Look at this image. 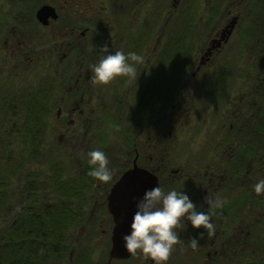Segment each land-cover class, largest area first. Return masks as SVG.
I'll list each match as a JSON object with an SVG mask.
<instances>
[{
  "label": "flooded vegetation",
  "instance_id": "flooded-vegetation-1",
  "mask_svg": "<svg viewBox=\"0 0 264 264\" xmlns=\"http://www.w3.org/2000/svg\"><path fill=\"white\" fill-rule=\"evenodd\" d=\"M66 1L68 0L61 3L52 0H5L0 3V38H2L3 46L0 60H6V65L10 64L14 68L22 67L31 70L36 60L35 38L68 39L66 42H60L54 52L58 54L61 51L57 57L58 62L66 58V62L61 66L60 75L58 74V77L54 79H44L41 86L39 85V88L37 86L31 92L34 100L37 99L34 95L40 96V99H37L40 107L33 109V114L45 118L53 112L54 116L60 119V139L67 144L73 142L83 147L84 142L87 141V131L94 130L92 126L94 119L101 116L103 109L115 111L117 103H128L129 110L134 113L135 119H138V126H135L136 132L133 137L129 134L124 136L126 144L124 155L119 158L113 156L115 170L112 180L102 184L106 191L102 194L103 201L100 203L103 205L105 215L101 219L107 220L106 225L109 230L106 256L102 255L98 260H92L91 255L77 248L75 258L70 264H155L150 259L145 260L142 256L134 257L130 253L125 258H112L108 255L113 221L106 208V197L119 177L134 167L150 173L155 179L156 187L163 188L165 192L176 190L187 194L199 211H209L204 202L206 196L213 199L219 197L226 201L224 207L215 210L217 214L212 217V223L216 226L215 234L211 237L205 234L199 240L197 250L190 247V238H198L199 233L204 230L193 229L190 221L187 222L186 230H177L181 243L174 246L167 264L168 262L172 264H261L264 258V208L258 221L255 220L254 215L257 206L264 205V194L257 195L254 191H250L251 194H249L248 190L254 188L250 182L255 180L253 177L252 180L244 179L245 167H248L249 159L245 160L243 156L244 144L241 134L246 116L252 119V126L260 129L256 125L260 123L259 115L261 114V105L258 100L264 95V52L256 55L258 70H255L256 74L248 90V93L256 94V99L249 101L242 89L236 90L234 99V95H231L229 91L233 84L229 85L231 81L228 79L225 64L213 61L202 62V57L199 58L198 63H161L159 57L163 49H160V46L150 49V52L148 49V38H160L161 35H148L143 27L135 30L134 33L124 29L125 33L121 35V25L113 24L108 12L110 10L143 11L148 8V5L158 7L157 0ZM240 3L241 0H231V4L234 5L231 9L238 10L237 6ZM46 6L53 9L55 17L47 16L38 19L37 10ZM244 6L242 5L241 13ZM231 9L225 11L223 23L218 30L213 31L209 28L208 39L202 42L203 53L206 56L217 51L216 47H220L224 42L223 37L219 38L221 31L231 22L232 28L236 24L238 14L231 15ZM128 21L130 22L129 19ZM252 21L256 23V33L253 35L250 31L251 34L247 36L242 34L241 38H264V18ZM176 30L178 34L168 37L173 38L175 47L178 46L180 38L179 24ZM112 32L114 34H111ZM229 37L230 34L226 38ZM79 38L81 41L82 38H91L92 44L96 38H112L113 44L117 39L121 42L124 38L123 44H127L123 51L125 55L134 52L144 57L143 63L129 60V63L135 67L137 80L119 77L107 86L94 84L91 66L99 63L97 61L99 56L95 51H92L90 55L85 53L84 43H79ZM219 39L221 43L217 45ZM74 44L77 47L81 44V51L75 54L76 57L73 55L77 58V62L72 73L71 67L75 58L69 59L68 54ZM97 44L99 45V41ZM52 52L51 48L47 51L50 55ZM154 54L158 62H151ZM181 68L189 69L191 77H195L193 81H188L187 78L179 79L182 75L179 72ZM68 70L71 74L67 73ZM196 85L200 91L199 97L202 99L199 103L200 105L204 103L203 112L211 116L210 118L216 119L217 131L220 134H223L222 131L225 128L224 136L220 138V141L211 144L209 149L204 148L205 159L186 160L185 163H180L175 161L170 152L175 149L172 142H164V136L167 135L166 129L174 121L169 122L167 116L164 119L162 105L164 101L172 99L173 104L169 109L172 115L186 114L187 110L192 108ZM154 102L156 105L149 107V103ZM149 118H152L150 122L157 124L156 139H159V142L149 141L148 136L143 134ZM173 130L172 128L171 132ZM232 134L236 138L234 145L231 144ZM82 150L84 152L88 149L83 147ZM88 159L85 161L86 165H88ZM244 182L247 186L246 190H244ZM95 189L100 190L101 187L95 184ZM251 205L253 207H250ZM95 218L93 216L88 218L91 229L94 226L100 227L98 219L95 220ZM104 231L105 229H100L101 233ZM85 241L87 243L89 239ZM72 251L73 249L70 255ZM104 257L105 259H102Z\"/></svg>",
  "mask_w": 264,
  "mask_h": 264
},
{
  "label": "rangeland",
  "instance_id": "rangeland-1",
  "mask_svg": "<svg viewBox=\"0 0 264 264\" xmlns=\"http://www.w3.org/2000/svg\"><path fill=\"white\" fill-rule=\"evenodd\" d=\"M3 1L5 0H0V3ZM52 1L59 3L62 1L65 2V0ZM69 1L70 0L66 2ZM157 1L159 3L158 7H150V5H148V8L143 11L110 10L108 12L112 17L113 24L121 25V35L125 33L123 32L124 29L127 32L131 31L134 33L135 30L137 31L141 29V27H143L145 33L148 35H161L160 38H148L149 52L150 49L160 46V49H163V53L159 57L160 62L173 63L174 60H177L178 51L177 47L173 44V38L168 37L176 33L178 34L176 28L179 24L181 29V23L185 22L183 17L186 16L188 10V14L193 18L195 17V19L190 22L191 25L187 27L188 34L184 36V43L191 46L190 62L198 63L199 58L202 57V62L213 61L215 63L225 64L228 71V79L231 81L229 85L233 84V86H230L229 91L231 95H234V99L236 98V90L240 91L241 89L249 101L252 102V100L256 99V94L248 93V90L249 86L252 85L251 80L256 74L255 70H258L256 55L260 52H264V38L249 39L241 38V36L242 34L247 36L251 34V32L253 35L256 33V23H253L252 20L258 21L264 18V3L262 2L260 4L261 0H241L240 5L237 6L238 10L231 9L234 7V5L231 4V0ZM244 4L246 5L244 6ZM259 4L260 8L257 9V13H251L252 10L249 9L253 7L255 9ZM242 5L244 8L241 13ZM211 7H216L218 10L215 15L213 11H211ZM228 9H231V15L238 14L237 22L229 33L230 37L226 38L227 40L225 39L220 47H216L217 51L206 56L203 53L204 49L202 46L204 44L202 42L208 39L207 35L210 30L209 28L216 31L221 27L225 11ZM196 16H202L203 19L208 18L207 20L211 19L208 25L209 27L204 26L206 19L204 21L198 20ZM159 19L161 20L158 21ZM193 23L196 24L195 27ZM111 34H114V32ZM1 39L2 38H0V58L2 57L1 53L3 47ZM90 39L91 38H82L81 41V38H79L78 41L81 44L82 42L84 43L85 53L89 55L92 51L98 53V62L106 55V53L101 51L105 45L109 48V53L107 54H114L115 51H124L127 45L123 44L124 38H122L121 42L120 39H117L116 42H114L115 44H113L112 38H96L94 39V44L91 43ZM67 40V38H35L36 60L31 70L22 67L14 68V66H10V64L6 65V60H0V181L2 182V184L0 183V193L2 192L4 183L6 181L9 183V191L7 190V197L4 199V202L8 203L7 210L3 208L4 202L0 201V229L10 217L20 211V199L22 198L20 194H24L23 176L33 174L39 187H46L47 189V191L40 190L39 194L46 193L49 196V194L58 193V190H54L52 186L50 188V184L47 185L48 182L50 183L49 178L52 175V170L58 169L60 173L58 177L60 180H64L68 177L75 179L76 175H78L77 177L81 180L82 177L79 175L86 172L87 174L84 176L83 180L85 184L87 182L89 190L86 189L87 192H85L83 196V221L80 226L70 231L69 241L73 251L71 255L69 253V259L71 260V258L74 257V251L77 248L83 249L86 254L92 257L98 256L99 259L102 255L106 256L105 252L108 248L107 239L109 230L106 225L107 220L105 219V221H103L101 219V217L104 218L105 215L103 205H100L103 201L102 194H104L106 190L102 187V182L88 175L89 171L92 169L89 164L86 166L85 161L88 159V153L90 151H103L109 158L110 170L114 172L115 160L113 156L119 158L124 155L126 147L124 136L129 134L130 137H133L136 132L135 126H138V119H135L134 113L129 110L130 105L128 103H117L115 111H104L103 109L101 116L94 119V123H92L94 130L91 129L87 131V141L84 142L86 146L83 144V147H87L88 150L83 152V147L79 144L73 142L67 144L64 140L60 139V119L56 118L53 112L45 118H41L40 115H34L33 113L27 115L28 112L23 109L21 101L25 100L24 98L26 95L35 90L37 86L39 88V85L44 79H54L58 77V74L60 75L61 66L66 62V58L58 62L57 57L60 55L61 51L58 54L54 52L57 50L56 48L60 42H66ZM98 41L99 45L97 44ZM81 44L79 47L75 44L73 45V49L70 54H68L70 55L69 59H74L76 57L75 54L81 51ZM117 45L118 49L115 50ZM49 48L53 50L52 56L47 53ZM259 49L261 51L258 52ZM73 55L75 57H73ZM154 61L158 62L155 54L152 55L151 62ZM76 62L77 58L74 59V63L72 64V73ZM188 70L187 68L184 69V72L179 78L180 80L187 78L188 81H193L195 77H191ZM71 71L68 70L67 73L71 74ZM195 89V97L192 98V108L188 109L186 114L172 115V112L169 111L173 104L172 99L165 101L167 105H162L165 113L164 119H166L167 116L169 122L171 120L174 121V123H170L169 125L172 127L168 126L166 129L167 135L164 136V142H172L175 149L170 152L173 154L175 161L180 163H185L186 160L205 159L204 156L206 153L204 148L209 149L211 144H214L215 141H220V138L224 136L225 128H223V134H220L217 131L218 125L216 124V119L214 117L210 118L211 116L203 112L204 103L202 102V105L199 103L202 99L199 97L200 91L197 85ZM4 100L5 103L12 100L10 103L11 108L4 109ZM258 101L261 105V114L259 115L260 124L258 127L261 126V129H257L254 125L252 126V119L250 116H246L247 119L244 121L243 133L241 134V140L244 144L243 156L245 160L249 159L248 167H245L244 179L245 181L247 178L251 180L254 178L255 180H252L250 185H255L259 180L264 179V95L262 97L260 96ZM149 105V107H151V105H156V103H149ZM12 109H14L13 114ZM168 111L169 113L166 114ZM26 115L27 119L29 116L32 118L37 116L39 119L37 122L44 124L43 131H41L40 134H33L23 146V132L21 131V126L24 123L23 118ZM151 120L152 118L147 119L148 124H146L147 127L143 131V134L148 136L149 141L159 142V139H156L157 124L156 122H150ZM28 122L29 120L27 123ZM228 122H230V119H228ZM28 125L30 127L32 126L30 123ZM172 128L174 130L171 132ZM32 132H34V130ZM232 136L233 139L231 144L234 145V143H236V138L234 134H232ZM112 150L115 151L112 152ZM170 157L172 158V156ZM86 169L89 171L87 172ZM94 183L97 184V187H101V189H95ZM246 187V183L244 182V190H246ZM248 191L249 194H251L250 191H254V188ZM11 197H13V199ZM246 206L249 207V205ZM250 207L253 206L251 205ZM262 208H264V205H259L255 210L254 218L256 221L261 217ZM249 212L251 213V211ZM91 216H93V218L96 217L95 220L98 219L100 227L94 226L92 229L89 228L88 218ZM101 228L105 229L102 233L100 232ZM86 239H89L87 243H85ZM102 259H105V257ZM184 260L186 261V259ZM71 261L66 262L62 260L59 264H70ZM168 264L172 263L168 262ZM261 264H264V258Z\"/></svg>",
  "mask_w": 264,
  "mask_h": 264
},
{
  "label": "trees",
  "instance_id": "trees-1",
  "mask_svg": "<svg viewBox=\"0 0 264 264\" xmlns=\"http://www.w3.org/2000/svg\"><path fill=\"white\" fill-rule=\"evenodd\" d=\"M262 2L264 3V0H261L260 4ZM260 4L255 9H249L252 10L251 13H257ZM211 11H213L214 15L216 11L218 12L216 7H212ZM183 18L185 22L181 23L180 38L177 46L178 55L177 60L174 61L180 64H187L191 61V46L184 43V36L188 34L187 27L191 25L190 22L195 17L193 18L188 14L187 10L186 16ZM196 19L203 21L206 19L204 26L209 27L211 19H203L202 16H196ZM195 25L193 23L194 27ZM184 69H180V74L184 72ZM34 97L40 99V96L34 95ZM24 99L20 101L23 109L28 112L27 115L32 114L33 109H39V101L37 99L34 100L31 93L27 94ZM11 101H7L8 103H5V100L3 101L4 109L11 108ZM163 104L167 105L165 101ZM13 113L14 109H12ZM27 115L24 116V123L21 126L23 146L33 134H40L43 131L44 124L37 122L39 120L37 116L34 117L35 119L30 116L27 119ZM28 120L29 122L27 123ZM29 123L32 125L31 127L28 125ZM259 124L256 126L258 127ZM259 128L261 129V126ZM33 130L34 132H32ZM86 171L88 172L89 170L86 169ZM58 174H60L58 169L52 170V175L49 178L50 183L48 182L47 185L50 184V188L52 186L54 190H58V193L49 194V196L46 193L39 194L40 190L47 191V189L46 187H39L33 174H30L31 176L22 175L24 194H20L22 196L20 199V211L10 217L0 229V264H59L62 260L70 262L75 258L76 249L74 257L71 260L68 258L72 250L69 237L70 231L80 226L83 221V196L89 190V186L87 182L85 184L83 178L87 173L84 172L79 175L82 177L81 180L77 177L78 175H76L75 179L68 177L60 180ZM0 183L2 184L1 181ZM8 185L9 183L6 181L2 187L3 189L0 193V201L2 202L7 197ZM11 198L13 199V197ZM7 205L8 203H3L5 210L8 209Z\"/></svg>",
  "mask_w": 264,
  "mask_h": 264
},
{
  "label": "clouds",
  "instance_id": "clouds-1",
  "mask_svg": "<svg viewBox=\"0 0 264 264\" xmlns=\"http://www.w3.org/2000/svg\"><path fill=\"white\" fill-rule=\"evenodd\" d=\"M101 51L106 55L98 64L91 66L92 82L96 85L107 86L119 77H128L137 80L136 70L129 60L135 63H143L144 57L130 52L127 55L123 51L109 53L105 45ZM88 164L91 169L89 176L99 182L108 183L113 178V172L109 168V158L100 150L88 153ZM257 195L264 194V179L254 185ZM209 211H199L189 196L184 192L170 190L165 192L161 187L147 190L143 198L137 203V210L131 223V232L123 236L126 250L134 257L142 256L145 260H152L155 264H167L174 246L181 243L177 230H186L187 222H191L193 229H203L199 237L190 238V247L197 250L199 240L205 234L213 236L216 226L212 223V217L217 209H222L225 200L216 198H204ZM94 260L98 256L93 257Z\"/></svg>",
  "mask_w": 264,
  "mask_h": 264
},
{
  "label": "water",
  "instance_id": "water-1",
  "mask_svg": "<svg viewBox=\"0 0 264 264\" xmlns=\"http://www.w3.org/2000/svg\"><path fill=\"white\" fill-rule=\"evenodd\" d=\"M38 19L55 17L51 7H41L37 10ZM233 23L225 27L219 36L223 41L229 35ZM220 39L217 45H220ZM205 54V53H204ZM156 187L154 177L140 168L134 167L125 171L118 181L111 187L106 197V208L112 217L113 226L110 232L109 257L125 258L129 252L125 248L123 236L130 234L133 216L137 210V203L143 198L147 190Z\"/></svg>",
  "mask_w": 264,
  "mask_h": 264
}]
</instances>
